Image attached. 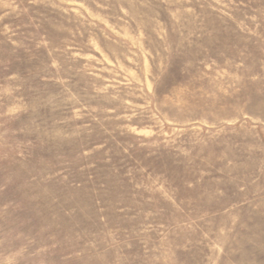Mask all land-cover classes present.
I'll use <instances>...</instances> for the list:
<instances>
[{"label": "rangeland", "instance_id": "374dc122", "mask_svg": "<svg viewBox=\"0 0 264 264\" xmlns=\"http://www.w3.org/2000/svg\"><path fill=\"white\" fill-rule=\"evenodd\" d=\"M0 264H264V0H0Z\"/></svg>", "mask_w": 264, "mask_h": 264}]
</instances>
